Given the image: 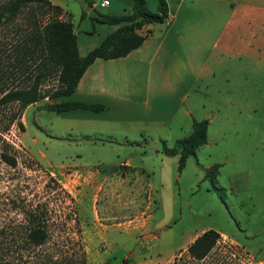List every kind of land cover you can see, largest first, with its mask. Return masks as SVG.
Wrapping results in <instances>:
<instances>
[{"label": "rangeland", "instance_id": "1", "mask_svg": "<svg viewBox=\"0 0 264 264\" xmlns=\"http://www.w3.org/2000/svg\"><path fill=\"white\" fill-rule=\"evenodd\" d=\"M50 1L65 11L83 44L104 34L109 25L93 17L115 2L91 9L86 0ZM213 81L203 78L190 91L196 117L213 110L205 142L180 170L178 155L163 151L191 130V116L180 109L167 120L164 110L173 109L162 105L160 119L125 134L116 124L99 130L55 112L47 97L28 104L23 129L13 124L7 132L18 147L17 163L0 161V229L8 231L5 225L21 218V204L52 185L49 172L74 196L84 264H264V83L225 89L220 76ZM53 83L47 78L41 87ZM124 159L131 168L119 164ZM214 163L213 178L205 176ZM207 228L219 237L194 261L185 248ZM7 233L0 235L1 248Z\"/></svg>", "mask_w": 264, "mask_h": 264}, {"label": "trees", "instance_id": "2", "mask_svg": "<svg viewBox=\"0 0 264 264\" xmlns=\"http://www.w3.org/2000/svg\"><path fill=\"white\" fill-rule=\"evenodd\" d=\"M60 13V6L50 0H0V161L11 167L17 163L18 147L7 132L13 124L23 129L21 114L28 104L47 97L52 100L47 106L55 112L104 108L101 103L63 97L74 91L94 58L125 55L145 38L146 33L138 31L142 25L168 22L169 17L166 0H157L155 10H150L145 0H131L127 10L98 12L94 19L116 26L98 44L79 55L73 25L60 18ZM47 78H53L54 83L42 88ZM207 123L206 118L192 119L187 135L172 146L164 145L165 153L178 155V170L187 156L205 142ZM217 166L211 164L204 175L213 178ZM46 176L52 185L40 198L21 204V218L7 223L8 231L0 229V235L8 232L9 238L8 245L0 247V264H84L74 196L55 176L49 172ZM218 237L219 232L212 228L202 230L188 243L185 255L194 261L203 259Z\"/></svg>", "mask_w": 264, "mask_h": 264}, {"label": "crops", "instance_id": "3", "mask_svg": "<svg viewBox=\"0 0 264 264\" xmlns=\"http://www.w3.org/2000/svg\"><path fill=\"white\" fill-rule=\"evenodd\" d=\"M100 1L91 0L87 4L91 9L111 5V0L103 5ZM145 2L151 10L156 9L157 0ZM166 2L168 22L142 25L138 31L146 33L145 38L123 56L94 58L82 72L74 91L63 97L101 103L104 108H71L62 112L91 121L99 130L116 124L128 134L138 123L160 119L161 106L170 105L173 110H164V117L180 109L184 116H191V122L207 118V133L208 113L213 108L208 107L201 118L196 117L195 102L189 100L190 91L199 90L197 84L201 79L210 84L220 76L225 89L242 88L246 82L264 83V0ZM130 4L131 0H115L108 12L127 10ZM59 17L67 19L62 8ZM108 25L96 40L83 44L76 37L78 54H85L116 26ZM119 164L131 167L127 159Z\"/></svg>", "mask_w": 264, "mask_h": 264}, {"label": "built area", "instance_id": "4", "mask_svg": "<svg viewBox=\"0 0 264 264\" xmlns=\"http://www.w3.org/2000/svg\"><path fill=\"white\" fill-rule=\"evenodd\" d=\"M107 2H108V0H101L100 4L103 5V4H106Z\"/></svg>", "mask_w": 264, "mask_h": 264}]
</instances>
